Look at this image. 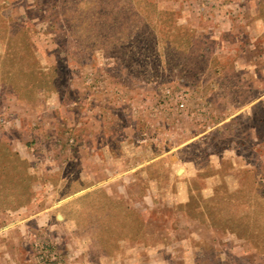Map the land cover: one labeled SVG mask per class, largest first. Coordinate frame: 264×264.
Returning <instances> with one entry per match:
<instances>
[{
    "label": "rangeland",
    "instance_id": "obj_1",
    "mask_svg": "<svg viewBox=\"0 0 264 264\" xmlns=\"http://www.w3.org/2000/svg\"><path fill=\"white\" fill-rule=\"evenodd\" d=\"M0 264H264V0H0Z\"/></svg>",
    "mask_w": 264,
    "mask_h": 264
},
{
    "label": "crops",
    "instance_id": "obj_2",
    "mask_svg": "<svg viewBox=\"0 0 264 264\" xmlns=\"http://www.w3.org/2000/svg\"><path fill=\"white\" fill-rule=\"evenodd\" d=\"M123 143H124V142H123ZM129 173H131V172H129ZM126 174H128V173H126ZM131 174H132V173H131ZM146 190L148 191L149 194H152L151 190H153V189H152L151 187L149 188V186H148ZM178 213L181 214V215L184 214L188 219H190L189 216H188V214H187L186 212H184V211H179Z\"/></svg>",
    "mask_w": 264,
    "mask_h": 264
}]
</instances>
